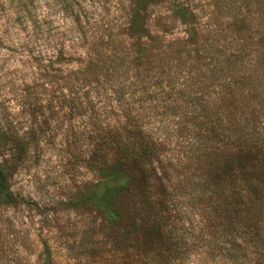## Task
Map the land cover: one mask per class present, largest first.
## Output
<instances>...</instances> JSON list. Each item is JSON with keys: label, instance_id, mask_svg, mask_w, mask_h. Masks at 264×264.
Wrapping results in <instances>:
<instances>
[{"label": "clouds", "instance_id": "obj_1", "mask_svg": "<svg viewBox=\"0 0 264 264\" xmlns=\"http://www.w3.org/2000/svg\"><path fill=\"white\" fill-rule=\"evenodd\" d=\"M219 3L230 9L216 19L233 34L230 50L236 54L226 57L228 67L218 71V80L210 78L199 103L175 106L180 103L179 92L192 82L187 72L168 74L166 94L153 87L151 78L145 79L146 71L130 67L131 57L125 60L109 43L122 42L127 49L136 40L146 46L158 40L157 47L166 48L177 38L187 39L192 28L212 34L217 30L214 5ZM0 5L7 10L6 14L0 11V104L20 136L29 127L38 129L47 118L45 111L32 125L29 102L38 97L41 105H47L55 93L58 106L61 100L69 102L61 116L73 103L77 109L83 107L86 114L75 121L78 129L98 117L105 127L124 130V136L131 132L152 154L157 173L163 160L171 180L170 196L161 189L162 202H180L177 211L188 212L197 203L215 199L222 183L215 179L214 167L220 138L201 131L216 123L224 133L222 143L236 150L232 159L236 171L261 188L256 195L246 187L242 203L230 193L235 223L226 233L203 230L197 217L186 219L182 227L170 225L154 245L144 247L126 240L123 233L111 238L99 227L89 230L75 214L56 223L47 209L41 215L24 212L15 217L14 222L20 223L13 243V235L5 238L3 232L4 217L12 212L0 207V264H6L5 257L7 264H49L45 242L64 264H77L81 256L87 264H264V185L257 179L264 171V0H0ZM188 11L194 18L186 15ZM101 38L104 45L99 43ZM217 84L227 86L231 100L210 106L209 97L220 95ZM38 139L34 143L25 137L30 145L27 162L10 191L47 192V200L37 199L42 206L61 199L67 202L61 193L74 190L72 180L86 202L103 204L116 191L107 180L102 157L67 164L66 154L74 150L65 146L63 134L56 136L54 145L48 143L50 137ZM6 160L11 164L9 152H0V203L8 197ZM74 227L77 230L70 233Z\"/></svg>", "mask_w": 264, "mask_h": 264}, {"label": "rangeland", "instance_id": "obj_2", "mask_svg": "<svg viewBox=\"0 0 264 264\" xmlns=\"http://www.w3.org/2000/svg\"><path fill=\"white\" fill-rule=\"evenodd\" d=\"M214 8L216 9L214 23L217 30L212 34L207 32L201 33L196 28H192L187 39L177 38L175 41L170 42L166 48L157 47L159 44L158 40L154 41L152 46H146L136 40L127 49L123 47L122 42L117 43L110 40L109 43L115 45L121 51V55L125 60L131 57L132 59L129 62L130 67H138L142 71H146L147 75L145 79L151 78L154 81L153 87L161 89L166 94L170 91L164 84V81L168 79V74L174 72L183 75L184 72H187L192 82L188 88L179 92L178 100L180 103L175 106L181 107L184 103L190 101L199 103L204 100L202 92L210 83V78L213 81L218 80V71L228 67L226 57L236 54L234 50H230V45L234 42L233 34L226 30L221 19H216L228 14L230 9L223 3L214 5ZM11 10L15 11V8ZM0 11H4L5 14L7 12L2 5H0ZM186 15L193 16L194 18V14L191 11H188ZM16 22L19 21L17 20ZM99 43L101 45L105 44L103 38L99 40ZM142 86L146 87V85ZM39 88L46 91L43 89V85H40ZM24 91L29 96L31 95L28 87H25ZM172 91L175 90L173 89ZM216 91L220 95L215 99L209 97L208 104L210 106L230 103L231 97L227 86L220 88L219 84H217ZM135 94V91H133V96ZM147 94L149 96L153 95L152 92H148ZM84 95L88 97L87 92ZM168 99L171 100L172 96L169 95ZM55 101V93H52L47 105H41L38 97L29 102L27 114L31 119L32 125L37 124V115L41 117L45 116V111H47V118L41 121V126L38 129L29 127V132L25 133L23 137L18 134L16 124L9 119L10 114L7 113V109L4 108L3 104H0V110H2L0 111V152L8 151L11 160V164H9L8 160L5 161V165L8 166L10 173L7 176L9 191L15 189L14 177L18 172L23 171V164L27 162L26 157L29 154L30 145L26 142L25 137H30L34 143H39L38 136L39 138L50 137L51 139L48 140V143L54 145L56 136L63 134L65 146L74 150V152L66 154L68 157L66 159L67 164H72L73 160L96 161L102 155H104V163L111 164L115 161L118 162L120 176L124 180V183L118 190L119 192L113 194L112 197L114 219L112 221L109 220L97 202H86L78 194L79 189L75 181L72 180V177L69 176V180L73 182L74 190H65L61 193L67 202H65V199H61L57 203L50 201L42 206L40 203H37V199L47 200V192H40L36 189L31 194L25 195L10 191L11 198H7L0 203V207H3L6 212L8 210L12 212L11 217H4L3 232L5 238L8 235H13L14 243L19 235L16 231V224L20 223V220L16 219L14 222L15 217L22 216L24 212H28V215H31L32 212L41 215L43 209H47L52 213L56 218V223H59L60 219L64 216L71 217L75 214L80 217L82 225L89 230H95L99 227L105 235L111 238H117L123 233L126 240L132 241L141 247L146 246V243H148L146 240V209L148 208V214L151 212H163L164 215L166 213L165 216L170 217L172 225H180L182 227L186 219L195 220L199 217L200 220V213L204 210V202L197 203L195 207H190L188 212H184L182 208L177 211L180 207V202H177L175 205L170 201L162 202L161 189L165 193H169L170 196L169 182L171 180L170 173L163 167V160L159 161L161 172L157 173L156 168L152 167V163L146 165V161H139V158L125 156L124 152L119 149L120 144L116 147L117 141L118 143L121 141L132 142L137 144V147L128 142H125L124 147H129L130 152L128 155L131 152L137 154V150L133 149V146L138 148L141 143L136 142L131 132H129L128 136H124V130L114 128L111 125L105 127L98 122V117L89 119L86 122V127L82 126V128L78 129L75 126V121L78 115L86 114L83 107L81 106V108L77 109L75 103H73L69 112L61 116V113L64 112V105L69 102L61 100L58 106ZM58 107L59 111L57 110ZM91 110L95 116V108L93 107ZM54 126L55 135L53 134ZM201 131L209 136L215 135L220 138L221 151L216 157H221L222 159V153L227 154L235 151L234 148L222 143L224 133L216 123H209ZM106 136L109 138H106ZM99 145H102L101 147L105 146V149L102 151L100 149L97 150ZM159 155H162V153ZM206 180L207 177H205V182ZM227 189V187H222L219 190L226 191ZM68 223H71L70 219ZM204 224L206 223L204 222ZM203 227L209 228V225L206 224ZM76 230L74 227L69 231L70 233H74ZM207 231L218 233L213 228ZM45 251L48 254L49 264H64L62 260L55 256L46 242ZM4 259L7 264V257ZM77 264H87V261L81 256Z\"/></svg>", "mask_w": 264, "mask_h": 264}, {"label": "trees", "instance_id": "obj_3", "mask_svg": "<svg viewBox=\"0 0 264 264\" xmlns=\"http://www.w3.org/2000/svg\"><path fill=\"white\" fill-rule=\"evenodd\" d=\"M106 138L109 137L106 136ZM125 142L128 141H121L119 143L117 141V144H115L114 142L112 143L115 144L116 147L120 144L119 149L124 152L125 156H128L130 158H139V161H146V165L152 163V154L150 152L144 151L142 144L139 145L138 148H136L137 144L128 142L135 145L136 147L133 146V149L137 150V154L131 152L130 155H128L130 149L129 147H124ZM101 146L102 145H99L97 150L100 149V151H102L103 149H105V146ZM235 151L229 152L227 154L222 153V159L221 157L215 158V179L217 181H222V183L217 188L218 195L215 196V199H209L206 203L204 202V210L201 211L202 213H200V223L202 225L203 230H210V228H213L218 231V234H223L226 233L230 228H232L233 224L235 223L232 211V207L235 201L231 199L230 193H235V199L239 200L241 203L243 202V199L247 196V193L244 190L246 187L249 188L251 193L259 195V192L261 190L260 186H252L249 177L243 172L238 173L234 168L232 159ZM102 158H104V155H102ZM105 164L108 168V172L105 173V175L110 185L115 187L116 191L113 193L115 194L119 192L118 190L122 187L124 183V180L120 176V167L118 166L117 161L111 164L105 162ZM240 167H244L243 161H241ZM257 179H260L261 185H264V171H262L257 176ZM113 181L115 182L114 185L112 184ZM222 187H227L228 189L226 191H220L219 189H221ZM5 191L8 192L7 198H11L12 195L9 191L8 184ZM113 194L109 196V198L103 204L98 203L102 212L111 221L114 219V206L112 202ZM148 209H146V240L148 241V243H146V246H152L156 243V240L161 238L162 232L170 225H172V222L170 217L165 216L166 213L164 215L163 212H151L150 214H148ZM152 209H154V207H152ZM204 222L209 225V228L203 227L206 225L204 224Z\"/></svg>", "mask_w": 264, "mask_h": 264}]
</instances>
